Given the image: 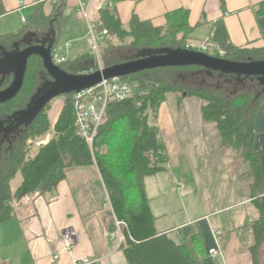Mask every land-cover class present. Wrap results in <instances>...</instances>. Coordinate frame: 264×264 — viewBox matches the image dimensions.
<instances>
[{
  "label": "trees",
  "instance_id": "obj_1",
  "mask_svg": "<svg viewBox=\"0 0 264 264\" xmlns=\"http://www.w3.org/2000/svg\"><path fill=\"white\" fill-rule=\"evenodd\" d=\"M110 1L113 7L107 6L97 24L98 33L108 32L101 45L105 46L104 53L113 54L110 59L104 55L105 67L136 60L147 50H185L191 45L194 28L189 25L188 9L169 13L162 27L141 21L136 15L124 27L114 10V3L124 0ZM68 10L66 0L54 3L50 13L45 11V3H40L20 32L0 33V60L2 53L14 51L16 44L24 49L27 45L22 41L26 36L33 35L34 44L54 41L53 51L63 47L68 39L80 37L83 33H74L80 23ZM255 14L264 36V0ZM209 40L224 52V59L264 60V48L234 46L222 20L214 24ZM61 56L65 61L60 67L70 74H89L100 69L94 52L69 59L62 51ZM122 79L132 86L137 84L139 89L130 98L108 106L93 145L78 133L75 93L63 96L65 101L54 126L49 118L50 103L30 125L9 131L3 127L5 122L24 111L38 90L51 80L41 59L34 57L29 61L23 89L14 100L0 105V226L21 217L37 197L53 196L68 169L97 166L116 218L124 223L119 249L129 264H196L185 245L158 232L146 186L147 179L164 172L169 163L156 123L159 109L167 94L177 95L179 101L187 94L186 97L202 101L203 119L217 124L222 146L231 148L254 169L257 179L253 205L258 218L253 223V253L255 264H260L259 254L264 248V189L260 157L254 148V125L264 105V87L257 78L239 79L197 67L157 69ZM227 79H238L249 87L231 92L225 83H220ZM12 80V75L0 74V90ZM48 136V143L36 147Z\"/></svg>",
  "mask_w": 264,
  "mask_h": 264
},
{
  "label": "crops",
  "instance_id": "obj_2",
  "mask_svg": "<svg viewBox=\"0 0 264 264\" xmlns=\"http://www.w3.org/2000/svg\"><path fill=\"white\" fill-rule=\"evenodd\" d=\"M107 1L66 0L69 13L80 23L74 33H83L66 41L69 59L93 52L91 37L78 12L80 4H90L91 20L98 24ZM261 1L124 0L115 2L114 10L124 27L133 15L162 27L169 13L188 9L189 25L194 28L191 45L209 40L214 24L222 20L234 46L258 50L264 48L255 14ZM40 3H45L47 13L52 11L53 0H0L1 35L20 32ZM202 105L199 98L179 101L170 93L157 114L169 163L164 172L146 182L156 227L185 245L196 264H255L253 223L258 214L253 205V185L257 178L250 163L222 146L217 124L203 119ZM62 107H52L49 112L53 126ZM254 133L264 189V105L257 114ZM116 221L98 167L70 168L53 196L37 197L21 217L0 226V264H77L85 258L99 261L94 264H129L116 248ZM67 229L75 231L77 237L72 251L66 250L62 241ZM213 249L215 256L210 255Z\"/></svg>",
  "mask_w": 264,
  "mask_h": 264
},
{
  "label": "water",
  "instance_id": "obj_3",
  "mask_svg": "<svg viewBox=\"0 0 264 264\" xmlns=\"http://www.w3.org/2000/svg\"><path fill=\"white\" fill-rule=\"evenodd\" d=\"M32 36L24 37L22 42L27 45L24 49L21 50L16 44L14 51L2 53L0 74L12 75L13 80L7 88L0 90V105L11 102L19 95L25 83L29 61L34 57L41 59L51 80L38 90L24 111L16 113L5 122L3 127L9 131L30 125L58 97L94 88L104 81L157 69L203 68L212 73L239 79L257 78L264 87V60L234 62L191 49L147 50L136 60L100 68L94 73L70 74L53 62L54 41L49 44L47 41H36L34 44Z\"/></svg>",
  "mask_w": 264,
  "mask_h": 264
},
{
  "label": "built area",
  "instance_id": "obj_4",
  "mask_svg": "<svg viewBox=\"0 0 264 264\" xmlns=\"http://www.w3.org/2000/svg\"><path fill=\"white\" fill-rule=\"evenodd\" d=\"M54 3L59 0H53ZM108 6L113 7V2L107 1ZM90 4L82 2L79 6L78 12L80 13L83 21L88 30V34L91 37L93 43L94 53H99L100 47L106 39L108 32L105 30L101 34L97 31V24L91 20L89 12ZM25 23V18H22ZM69 44H65L63 47L53 51V62L55 65H61L65 59L61 56L62 51H66L69 48ZM188 49L203 52L210 56L223 58L224 52L221 51L210 40H207L199 45H190ZM135 88L122 78H115L109 81H104L98 86L81 91L74 94L75 111H76V127L79 135L90 145H93L95 138L100 130V127L105 121L106 110L108 106L114 101H123L130 98ZM43 142L39 143L42 144ZM117 231L113 234V237L117 239L116 248H119L122 237V229L124 223L116 221ZM62 241L64 247L68 251H72L76 245L77 237L75 231L67 229L63 232ZM217 251L215 249L210 251L211 256H215ZM99 261H93L89 258H85L77 264H94Z\"/></svg>",
  "mask_w": 264,
  "mask_h": 264
},
{
  "label": "rangeland",
  "instance_id": "obj_5",
  "mask_svg": "<svg viewBox=\"0 0 264 264\" xmlns=\"http://www.w3.org/2000/svg\"><path fill=\"white\" fill-rule=\"evenodd\" d=\"M68 49V48H67ZM104 49L105 47H100V50H99V53H94L96 55V58H97V61H98V65H99V68L103 69L105 67V61H104V55H105V58L107 59H110L113 57V54H111L110 52H106L104 53ZM77 50V49H76ZM91 50L94 52L93 50V44H92V47H91ZM64 54L66 55V52L64 51ZM220 83H225V85L228 87V89L231 91V92H241V91H244L246 90L249 86L244 84L242 81L240 80H235V79H227L225 82L223 81H220ZM215 84V83H214ZM133 87L135 88V93L138 91V85L135 84L133 85ZM64 101H65V98L63 96L61 97H58L57 99H55L54 101L51 102V108L52 107H55V108H58L59 106H63L64 104ZM43 144V143H42ZM39 146V143L37 144L36 147ZM20 179V178H19ZM19 184V180L17 183H15V187L18 186ZM261 264H264V250L262 251L261 253Z\"/></svg>",
  "mask_w": 264,
  "mask_h": 264
},
{
  "label": "bare ground",
  "instance_id": "obj_6",
  "mask_svg": "<svg viewBox=\"0 0 264 264\" xmlns=\"http://www.w3.org/2000/svg\"><path fill=\"white\" fill-rule=\"evenodd\" d=\"M188 48H189V46H188Z\"/></svg>",
  "mask_w": 264,
  "mask_h": 264
}]
</instances>
